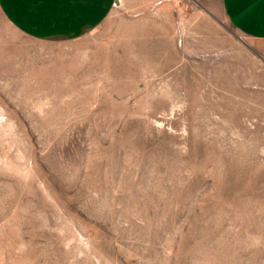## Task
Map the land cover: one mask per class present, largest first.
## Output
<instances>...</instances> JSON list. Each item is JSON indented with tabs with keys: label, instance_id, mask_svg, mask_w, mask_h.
<instances>
[{
	"label": "rangeland",
	"instance_id": "374dc122",
	"mask_svg": "<svg viewBox=\"0 0 264 264\" xmlns=\"http://www.w3.org/2000/svg\"><path fill=\"white\" fill-rule=\"evenodd\" d=\"M223 8L34 34L0 0V264H264V36Z\"/></svg>",
	"mask_w": 264,
	"mask_h": 264
},
{
	"label": "crops",
	"instance_id": "0c3cea01",
	"mask_svg": "<svg viewBox=\"0 0 264 264\" xmlns=\"http://www.w3.org/2000/svg\"><path fill=\"white\" fill-rule=\"evenodd\" d=\"M11 18L34 34H81L107 17L119 0H1ZM245 34L264 36V0H223Z\"/></svg>",
	"mask_w": 264,
	"mask_h": 264
}]
</instances>
